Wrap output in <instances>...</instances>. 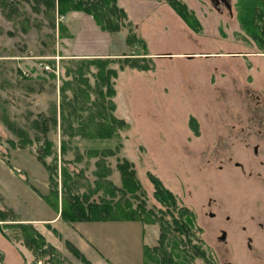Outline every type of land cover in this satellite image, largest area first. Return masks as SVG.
Listing matches in <instances>:
<instances>
[{
	"label": "rangeland",
	"instance_id": "rangeland-1",
	"mask_svg": "<svg viewBox=\"0 0 264 264\" xmlns=\"http://www.w3.org/2000/svg\"><path fill=\"white\" fill-rule=\"evenodd\" d=\"M183 1L198 19V31L164 0H116L127 17L115 32L101 30L82 11L59 16L36 0H0V209L11 208L20 221L31 222L58 255V262L36 259L14 236L16 232L0 221L7 235L0 231L3 264H85L66 241L90 264H142L143 246L157 243V222L63 220L44 199L50 185L48 171L37 158L40 126L47 127L46 137L55 150L45 161L57 165L58 207L62 159L77 173L82 192L96 179L97 157L87 150H114L102 166L110 170L107 178L114 185L120 186L116 163L127 159L144 191L147 209L171 221L166 206L153 196L151 173L172 192L178 207L195 214L194 235L188 238L204 254L194 256L189 264H226V260L240 264L232 247L225 252L227 245L216 238L207 202L223 205L239 199L243 190L234 179L246 178L240 170H264V47L241 25L237 0ZM129 34L136 38L132 43L127 42ZM93 57L113 60L107 65L115 69L110 78L111 113L125 125L105 139L64 135L69 148L62 155L60 104L63 94L65 100L72 94L68 87L61 90L72 79L65 69L75 59ZM90 72L96 67L91 66ZM84 75L96 87L94 75ZM95 95L90 94V101ZM8 124L21 127L32 144L20 147L21 137ZM130 199L133 205L138 201Z\"/></svg>",
	"mask_w": 264,
	"mask_h": 264
},
{
	"label": "trees",
	"instance_id": "trees-1",
	"mask_svg": "<svg viewBox=\"0 0 264 264\" xmlns=\"http://www.w3.org/2000/svg\"><path fill=\"white\" fill-rule=\"evenodd\" d=\"M42 4L51 14L57 13L61 16L69 11H82L89 14L101 30L115 32L126 24V13L119 7L116 0H36ZM170 7L194 30L201 29V25L194 12L183 0H164ZM236 6L240 9L238 15L242 26L247 27L252 37L259 45L264 47V0H237ZM127 42L136 40L133 34L127 36ZM112 58L93 57L73 60L72 66L65 69V73L72 75V79L64 82V87L71 89V97L65 100L62 95L59 113V128L63 136L60 142V152L62 155L69 148L68 141L64 135H78L83 137L105 139L116 134V130L123 127V120L116 118L111 112L114 108L113 102L109 99L113 95V88L110 78L115 76V69L107 65L112 62ZM127 61V60H125ZM135 60H132L134 62ZM96 67V72H90V67ZM145 67V66H142ZM85 73L94 75L96 87L88 84V77ZM84 84V86H82ZM102 85H106L103 89ZM94 93L95 99L90 101V94ZM81 97V98H80ZM66 101V104H65ZM65 106L69 108L65 110ZM85 111L86 114L82 112ZM52 122L56 125V116L52 117ZM75 122V124H74ZM21 138L18 140L20 147L32 144L27 133L14 124H8ZM41 138L37 158L48 171L49 194L44 199L59 211L60 217L68 222L76 221H107V220H141L146 223L157 222L159 235L154 246H143L142 264H189L194 256H202L204 250L199 245L191 244L189 235H194L192 230L195 214L186 207H178L174 195L154 174L148 173V177L153 185V196L166 206V213H169L171 221L164 219L163 213H157L146 208L145 200L142 198L144 191L136 177L133 164L127 159H119L116 163L120 177V186L114 185L107 176L110 170L102 166L106 156L114 155V150H87L89 156H96V169L93 172L96 179L93 187H87L79 192L80 183L77 173H73L68 168V160L62 159L60 165L61 178V202L57 205V191L54 190L56 182L54 175L57 174L56 162L47 163L45 158L55 153L53 142L46 137L47 127L40 126ZM118 147V146H117ZM77 154V153H76ZM76 155L75 161L80 157ZM56 159V155L53 156ZM103 169V170H102ZM80 172V171H79ZM78 172V173H79ZM53 175V176H52ZM100 192L97 200L91 196ZM130 195V196H128ZM138 199L133 205L130 197ZM56 203H52L54 199ZM176 212L177 216L173 213ZM10 220V222H8ZM0 221L5 224V229L16 232L15 237L21 238L24 245L31 250L35 258H44L50 261L55 259L58 262L56 248L47 242L44 236L33 226L31 222H23L17 218V214L11 208L0 209ZM171 230H174L172 232ZM1 233L7 237L4 230ZM172 233V234H170ZM182 236H186L184 239ZM180 242L187 248H181ZM69 249L75 256H78L85 264L90 261L70 242L66 241ZM46 259V262H47ZM0 264L2 258L0 256Z\"/></svg>",
	"mask_w": 264,
	"mask_h": 264
},
{
	"label": "flooded vegetation",
	"instance_id": "flooded-vegetation-1",
	"mask_svg": "<svg viewBox=\"0 0 264 264\" xmlns=\"http://www.w3.org/2000/svg\"><path fill=\"white\" fill-rule=\"evenodd\" d=\"M256 151L255 146L253 152ZM235 165L242 168L237 162ZM240 172L246 173L245 179H234L235 184L243 190L240 198L228 200L223 205L215 204V200L213 203L208 200L207 205L211 209L207 216L212 220L211 227L217 232L219 243L228 246L225 247V252L232 247L240 264H264V170ZM225 263L234 264L231 260H226Z\"/></svg>",
	"mask_w": 264,
	"mask_h": 264
},
{
	"label": "crops",
	"instance_id": "crops-1",
	"mask_svg": "<svg viewBox=\"0 0 264 264\" xmlns=\"http://www.w3.org/2000/svg\"><path fill=\"white\" fill-rule=\"evenodd\" d=\"M70 13H73L74 15H78L79 11H71Z\"/></svg>",
	"mask_w": 264,
	"mask_h": 264
},
{
	"label": "water",
	"instance_id": "water-1",
	"mask_svg": "<svg viewBox=\"0 0 264 264\" xmlns=\"http://www.w3.org/2000/svg\"><path fill=\"white\" fill-rule=\"evenodd\" d=\"M167 56H169V57H170V55H167Z\"/></svg>",
	"mask_w": 264,
	"mask_h": 264
}]
</instances>
